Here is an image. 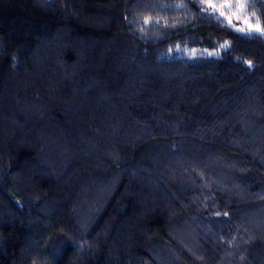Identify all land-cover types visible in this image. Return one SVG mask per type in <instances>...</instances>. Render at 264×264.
<instances>
[{
	"label": "trees",
	"instance_id": "trees-1",
	"mask_svg": "<svg viewBox=\"0 0 264 264\" xmlns=\"http://www.w3.org/2000/svg\"><path fill=\"white\" fill-rule=\"evenodd\" d=\"M242 2L0 0V264H264Z\"/></svg>",
	"mask_w": 264,
	"mask_h": 264
},
{
	"label": "snow or ice",
	"instance_id": "snow-or-ice-1",
	"mask_svg": "<svg viewBox=\"0 0 264 264\" xmlns=\"http://www.w3.org/2000/svg\"><path fill=\"white\" fill-rule=\"evenodd\" d=\"M202 2L206 3L208 8H211L215 11H218L219 16H221V17H225L226 10L230 12L233 7H235L239 12H242L245 8V4L242 2V0H237V2L235 4L232 3V0H224V2L220 3V4L214 3L213 0H202ZM233 15H235V13H233ZM226 19H227L228 24L231 25L232 24L231 16H227ZM148 22L149 21L146 19L145 23H148ZM237 30L240 32L244 31L243 28H240ZM255 31L261 32V31H264V29H261V27L259 26V23H257V25L255 27ZM220 47L226 48V47H228V45H227V43H225L223 45H220ZM212 54L213 53H210V55H212Z\"/></svg>",
	"mask_w": 264,
	"mask_h": 264
}]
</instances>
